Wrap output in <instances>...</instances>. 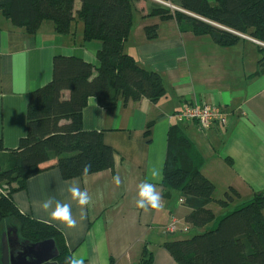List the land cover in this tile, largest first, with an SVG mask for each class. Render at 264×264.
Instances as JSON below:
<instances>
[{
    "label": "crops",
    "instance_id": "1",
    "mask_svg": "<svg viewBox=\"0 0 264 264\" xmlns=\"http://www.w3.org/2000/svg\"><path fill=\"white\" fill-rule=\"evenodd\" d=\"M153 1L157 2H136L124 52L162 76L164 95L156 101L119 98L112 109L90 96L83 109V128L102 131L104 142L115 152L114 166L65 179L52 160L43 163V170L13 195L22 213L58 228L72 255L82 256L84 264H138L144 248L152 253V264H179L164 243L181 239L178 235L184 231L172 233L166 227L177 219L180 227L190 226L187 233L195 229L187 222L192 208L180 193L173 191L170 197H163L167 137L175 123L184 127L203 155L202 173L215 184L216 200L224 199L230 189L237 193L226 207L217 202L209 205L216 216L264 192V72L258 73L264 45L240 33L239 42L226 47L209 36L182 32L174 19L147 16ZM76 6L78 9L80 0ZM153 25L157 37L148 39L146 27ZM102 46L101 41L84 40L81 20H74L68 33H58L52 21H43L31 33L14 26L0 11V139L6 149L17 148L26 135L29 94L52 80L54 58L77 57L96 69ZM187 101L224 107L229 113L227 125L203 131L195 122L178 120L175 115ZM152 171L158 173L157 179L152 178ZM115 176L121 179L119 186L113 182ZM72 181L87 189L93 204L83 210L77 206L67 192ZM142 181L156 184L162 197L159 211L135 207ZM48 197L71 205L75 227L58 225L39 211ZM6 232L10 237L17 234L10 228Z\"/></svg>",
    "mask_w": 264,
    "mask_h": 264
},
{
    "label": "trees",
    "instance_id": "2",
    "mask_svg": "<svg viewBox=\"0 0 264 264\" xmlns=\"http://www.w3.org/2000/svg\"><path fill=\"white\" fill-rule=\"evenodd\" d=\"M139 0H0V11L16 27L35 32L43 21H52L58 33L70 32L74 20L84 23V40L102 42L95 67L77 57L56 56L52 80L29 94L27 133L15 149H6L0 139V264H3L2 234L17 229L26 244L54 240L59 264L72 255L63 233L54 225L20 211L14 193L26 188L27 180L43 170L42 164L56 160L65 179L84 176L114 166L115 152L102 131H87L83 109L94 96L112 109L119 98L125 102L143 97L158 100L165 93L162 76L142 67L124 52ZM180 10L152 2L147 16L174 19L180 31L209 36L221 46L239 42L237 33L264 44V0H160ZM185 11V12H182ZM148 39L157 37V26H147ZM258 73L264 72V47ZM152 123L147 126L149 133ZM167 155L161 182L163 197L178 191L192 208L187 222L196 230L187 239L164 243L179 264H264V192L221 216L209 205L226 207L237 194L234 189L216 200V186L202 173L204 157L181 124L168 131ZM211 224V227H208ZM207 227V228H206ZM153 255L144 248L138 264H152Z\"/></svg>",
    "mask_w": 264,
    "mask_h": 264
},
{
    "label": "clouds",
    "instance_id": "3",
    "mask_svg": "<svg viewBox=\"0 0 264 264\" xmlns=\"http://www.w3.org/2000/svg\"><path fill=\"white\" fill-rule=\"evenodd\" d=\"M90 168L91 164L86 163L83 168V174L87 175ZM151 176L153 179H157L158 173L152 171ZM113 182L119 186L121 184L120 177H113ZM137 188V196L134 201L135 207L144 212L152 210L159 211L162 207V197L157 190L156 184L142 181ZM67 192L70 194L71 199L75 201L77 206L82 210L94 203L93 196L89 194L87 189L82 190L80 188L79 181L70 182L67 187ZM39 211L46 213L49 220L57 222L58 225H63L68 229L75 227L76 220L73 218L72 208L69 203H64L57 200L55 197H48L41 202ZM84 218H86V214L82 211L81 219ZM66 264H84V259L82 256H78L74 253L66 257Z\"/></svg>",
    "mask_w": 264,
    "mask_h": 264
},
{
    "label": "built area",
    "instance_id": "4",
    "mask_svg": "<svg viewBox=\"0 0 264 264\" xmlns=\"http://www.w3.org/2000/svg\"><path fill=\"white\" fill-rule=\"evenodd\" d=\"M156 1L161 4H168L160 0ZM175 116L178 120L183 122H195L201 130L207 131L216 126L225 127L228 123L229 113L224 107L217 104L187 101ZM179 230L187 232L190 230V226L186 224L183 227H180L179 221L173 219L166 227V231L172 233Z\"/></svg>",
    "mask_w": 264,
    "mask_h": 264
},
{
    "label": "water",
    "instance_id": "5",
    "mask_svg": "<svg viewBox=\"0 0 264 264\" xmlns=\"http://www.w3.org/2000/svg\"><path fill=\"white\" fill-rule=\"evenodd\" d=\"M174 8L180 10L179 8ZM11 242L10 232L4 233L3 264H59L57 261L59 253L52 239L34 244H26L17 254L12 252Z\"/></svg>",
    "mask_w": 264,
    "mask_h": 264
},
{
    "label": "rangeland",
    "instance_id": "6",
    "mask_svg": "<svg viewBox=\"0 0 264 264\" xmlns=\"http://www.w3.org/2000/svg\"><path fill=\"white\" fill-rule=\"evenodd\" d=\"M160 4H161V3H160ZM163 5H165V6L169 7L170 9L176 11V9L174 8V6H171V5H169V4H163ZM8 228H9V227H8ZM10 229H12L13 232L17 233V229H13V228H10ZM196 233H197L196 230H192V231H190V232H188V233H187V232H185V233H184V232H183V233H179L178 236H181V239H187V238H190V237L194 236ZM3 235H4V232H3V234H2V242H3ZM16 237L19 238V235H18V234H16V235H13V234H12L10 238H14V239H16ZM3 252H4V243H3ZM2 256H3V254H2Z\"/></svg>",
    "mask_w": 264,
    "mask_h": 264
},
{
    "label": "flooded vegetation",
    "instance_id": "7",
    "mask_svg": "<svg viewBox=\"0 0 264 264\" xmlns=\"http://www.w3.org/2000/svg\"><path fill=\"white\" fill-rule=\"evenodd\" d=\"M11 241H12V252L14 254H17L23 248L24 244H26L23 241H17L14 238H11Z\"/></svg>",
    "mask_w": 264,
    "mask_h": 264
}]
</instances>
